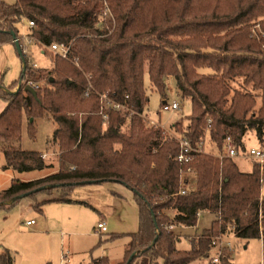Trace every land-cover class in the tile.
Instances as JSON below:
<instances>
[{
    "label": "trees",
    "instance_id": "trees-1",
    "mask_svg": "<svg viewBox=\"0 0 264 264\" xmlns=\"http://www.w3.org/2000/svg\"><path fill=\"white\" fill-rule=\"evenodd\" d=\"M103 1L111 15L105 20H115L114 30L101 22ZM263 19L264 0H0V45L13 43L11 32L19 37L20 26L28 22L34 23L30 35L41 46L58 43L71 49L70 60L56 57L48 77L22 54L24 85L15 93L20 81L0 87L6 103L0 113L4 169L21 175L49 168L40 152L19 146L24 117L33 138L38 120L55 123L53 142L61 151L58 173L14 180L0 192V210L14 208L25 194L39 213L51 203L84 206L72 198L77 187L117 183L133 192L140 222L135 234L111 235L110 241L131 239L119 264H128L133 255L129 264H192L210 257L213 237L229 232L241 240H261L264 249L259 167L242 172L234 160L204 154L182 167L178 141L166 138L162 129L146 128L142 119L150 102L146 74L162 107L166 80L173 77L178 93L192 104L188 128L183 132L176 125L192 146L208 140L220 153L232 137L245 151L249 131L263 143L264 36L250 38L255 25L264 34ZM236 79L259 92L258 110L256 95L233 90ZM45 80L37 96L24 90L31 81ZM102 96L125 112L103 105ZM39 194L45 195L42 201ZM204 212L216 215L212 227L191 240L190 250L179 249L171 229L196 227ZM0 264H14L10 251L0 254ZM90 264L110 262L98 258ZM219 264H234L232 253L223 252Z\"/></svg>",
    "mask_w": 264,
    "mask_h": 264
},
{
    "label": "rangeland",
    "instance_id": "rangeland-1",
    "mask_svg": "<svg viewBox=\"0 0 264 264\" xmlns=\"http://www.w3.org/2000/svg\"><path fill=\"white\" fill-rule=\"evenodd\" d=\"M4 1L8 4L14 3V0ZM104 2L102 4L103 17H101V22L105 26L107 25V29L112 28L114 30L115 20L111 17L105 20L106 15L104 13H106L105 10L108 4ZM1 28L6 29V26L3 25ZM30 29L28 22H24L20 26V36L18 37L21 39L20 44L23 50H27L28 54L26 56L31 65H37L38 71L48 77V74L54 68L56 57H61L37 42L30 47L23 40L31 34ZM262 36L264 34L260 26H253L250 38L259 40ZM73 63L78 69H81L77 60ZM22 69L23 61L15 45L13 43L0 45V87L9 89L15 82H19ZM200 72L208 73L209 71L202 70ZM53 75L52 77H55ZM29 83H33L41 89L47 86L46 80L37 84L33 81ZM166 83L168 91L166 102L169 107L164 109L161 96L151 88L149 77L146 74L145 86L150 102L142 119L146 128L162 129L166 138L177 140L178 137L182 136L180 132H184L188 128L193 109L190 99L183 98L178 93L175 78L169 77ZM22 85H24V82ZM231 86L233 90L249 91L256 95V110L261 107L259 92L254 91L252 87H245L242 79L231 82ZM18 89L19 86L12 90V93H15ZM174 101L179 103L180 110H171L170 106ZM2 105L6 106V103L0 100V107ZM2 111L3 109H0V113ZM152 121L159 123V126L156 127L151 124ZM29 124V118L24 117L22 139L19 146L26 151L40 152L49 167L42 173H36L35 175H40L39 177L43 178L58 173L60 171L61 151L57 143L53 142L57 125L46 120H38L35 124L36 135L33 138L28 130ZM179 124L181 125V131L176 126ZM107 126V124L104 125L105 128ZM244 143L247 151L264 146V142L261 143L253 131L246 134ZM206 151L207 154L204 155H210L217 159L214 155L219 154V152L208 140H206ZM234 161L242 172L248 173L253 169V163L247 159L238 158ZM4 164V155L0 154V190L10 187L12 181L13 172L6 171ZM14 175L17 176V174ZM191 177H189L190 181L192 180ZM261 195H264L263 188L261 189ZM37 197L39 201H42L45 195L39 194ZM72 198L88 204L82 206V208H72L76 209L73 211L77 224L58 226L52 218L62 215V212L57 211L58 206L53 205L50 206L49 209L51 210L49 212L46 209L44 211L49 221L48 233L36 232L35 229L26 226V222L30 220H36L39 224L41 222L40 216L36 215V212L32 209V206L34 207L33 198L22 199L10 210H0V253L3 250L10 251L14 264H61L65 254L70 255L72 264H90L92 260L98 258H108L110 264L122 262L131 241L130 237L124 236L115 241L109 239L113 234L130 235L138 232L140 226L139 209L134 194L118 184L102 183L77 187L72 194ZM168 214L171 217L174 216L173 211H169ZM215 219L216 215L213 213H201L197 226L188 229L186 233L193 237L192 240L196 239L205 230L212 227ZM101 220L105 221L109 230L108 233L102 235L97 233V226ZM178 235L182 236V234ZM213 240H217L218 244L217 247L212 248L210 257L219 255L220 251L221 255L223 252L228 251V253H232L234 264H264V249L261 240H241L236 238L232 232L213 237ZM178 247L190 250L191 240L183 237L181 243H178ZM209 258L197 261L195 264H212Z\"/></svg>",
    "mask_w": 264,
    "mask_h": 264
},
{
    "label": "built area",
    "instance_id": "built-area-1",
    "mask_svg": "<svg viewBox=\"0 0 264 264\" xmlns=\"http://www.w3.org/2000/svg\"><path fill=\"white\" fill-rule=\"evenodd\" d=\"M105 12L106 13H104V14L106 15V18H108V16H110L109 10L107 9V11H105ZM29 26H30V28L34 27V23H29ZM18 40L20 42L21 39L18 38ZM23 40L26 41L30 47L33 46L34 43H36V40L30 34L27 36V38H25V39L23 38ZM49 50L51 52L59 55L63 59H66V60L70 59L71 49L69 46L61 45L58 43H53L49 47ZM22 53L25 56V58L27 59V56H26L28 54L27 50L22 49ZM28 62H29V64H31V62L29 60H28ZM33 66L37 67V65H35V64ZM22 84H23V82H22ZM28 85H30L34 88H38L33 83H29ZM101 98H102V104L103 105L110 106V108L117 110V111L125 112V108L123 106L110 101L106 96H102ZM168 107H169V105L165 101L163 108L165 109ZM170 108L173 111H178V110H180V105L178 102L174 101L171 104ZM103 118H104L105 122H107L108 121V114H104ZM209 123H211V121H209ZM151 124H153L156 127L159 126V123H156L154 121H152ZM177 141H178L179 147H180V152H179V155L177 157V161H178L179 165L182 167H186V166L191 165L197 155L207 154L205 142H202L197 147H194L190 144L188 139L183 135L178 137ZM214 156L217 159H219L220 161H223L225 159L235 160L238 158H243V159H247V160L251 161L253 164H255L259 167L260 184H261L262 188L264 189V148L263 147L257 148V149H251L249 151H247V150L241 151V150L236 148L235 140L232 137H227L226 140L224 141L222 151L219 154L214 155ZM191 173H193V170L191 168H189L188 174H191ZM26 224H27V226H33L35 224V221H30V222H27ZM107 231H108V228H107L106 223L100 222L97 226V233L98 234H104ZM217 242H218L217 240H213V247L212 248L217 247V244H218ZM223 248H225V247H223ZM219 253H220L219 255H216L214 257L209 258L210 262L212 264H219L220 263L221 251ZM61 264H72L69 254H65L63 256V258L61 260Z\"/></svg>",
    "mask_w": 264,
    "mask_h": 264
},
{
    "label": "crops",
    "instance_id": "crops-1",
    "mask_svg": "<svg viewBox=\"0 0 264 264\" xmlns=\"http://www.w3.org/2000/svg\"><path fill=\"white\" fill-rule=\"evenodd\" d=\"M4 89V88H3ZM6 106H1L0 109H5ZM243 159V158H242ZM5 166V164H4ZM36 173H42V172H33V173H27V174H17V176H15L14 174L15 173H12V181H11V184L14 180H20V181H23V182H29V181H33V180H36L38 178H41L39 177L40 175H35ZM10 184V185H11ZM114 184H117V183H114ZM120 185L122 188L126 189V190H129L131 191L129 188L121 185V184H118ZM9 188V187H8ZM7 188V189H8ZM6 189H3V190H0L1 191H4ZM132 192V191H131ZM133 193V192H132ZM58 206L57 207V211L59 212H62V215L60 214L58 217H53L52 220L58 225H64V226H69V225H75L77 224V219L76 217L74 216V211L73 210H76V209H72V208H82V205H70V204H59V203H51V204H48L46 205L44 208H43V212L42 213H39L37 212L34 207L32 206V209L36 212L35 214L40 216V219H41V222L40 224L36 221V220H30V221H35V224L33 226H28V228H31V229H35L36 232H43V233H46L48 231V224H49V221H48V217L45 216L44 214V211L45 209L47 210V212H49V209L50 206ZM56 208V207H55ZM70 214V215H68ZM30 221H27V222H30ZM26 222V223H27ZM100 222H103L105 223L104 220H101ZM27 226V225H26ZM194 228V227H192ZM188 227H184V226H178V227H174L172 228V232L174 235H176L177 237H179V243H181V240L183 237L189 239V240H192V236H189L186 232L188 231ZM109 230L106 232L108 233ZM48 233V232H47ZM182 234V236H179L178 234ZM102 235V234H101ZM199 236V235H197ZM195 236V237H197ZM262 245H263V242H262ZM180 249V248H179ZM181 250H184V249H181ZM4 253V250L3 252H1L0 254H3ZM123 261V260H122ZM121 263V262H120ZM196 262L192 263V264H195ZM119 264V263H118Z\"/></svg>",
    "mask_w": 264,
    "mask_h": 264
},
{
    "label": "water",
    "instance_id": "water-1",
    "mask_svg": "<svg viewBox=\"0 0 264 264\" xmlns=\"http://www.w3.org/2000/svg\"><path fill=\"white\" fill-rule=\"evenodd\" d=\"M11 35H12V37H13V43L15 44V47H16V49H17L19 55L22 56V54H23V53H22V48H21V44H20V42H19V40H18L17 34H16L15 32H11ZM22 59H23V58H22ZM25 68H26V64H25V60L23 59V69L25 70ZM23 72H24V71H23ZM21 86H22V81H20L19 89H20ZM19 89H18V90H19ZM18 90H17V91H18ZM24 90H25L26 92H29V93L33 94L34 96H37V91H36V89H35L34 87L30 86V85L25 86ZM17 91H16V92H17ZM86 184H87V185H94L95 182H87ZM28 197H29V194H25V195L21 196L20 199H24V198H28ZM9 204H10V203H9ZM155 223H156V221H155ZM134 257H135V255H133V256L130 258L128 264L133 260Z\"/></svg>",
    "mask_w": 264,
    "mask_h": 264
}]
</instances>
